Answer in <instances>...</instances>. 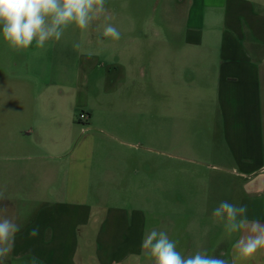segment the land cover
Here are the masks:
<instances>
[{
    "label": "crops",
    "instance_id": "obj_1",
    "mask_svg": "<svg viewBox=\"0 0 264 264\" xmlns=\"http://www.w3.org/2000/svg\"><path fill=\"white\" fill-rule=\"evenodd\" d=\"M159 7L164 18L155 20L157 24L152 21V28L186 29L181 67L186 72L201 70L207 77L213 66L211 90L215 91L220 132L209 134L204 148L175 145L170 113L165 117V151L141 148L117 133L100 131L111 147L103 155L97 153L95 140L88 141L90 128L74 142V149H59L55 154L64 164L45 167L42 181L65 182L66 188L62 186L61 195V186L54 185L48 192L51 199L16 234L11 256L19 264H152L141 248L143 235L152 228L166 231L184 255L212 251L210 242L191 244L187 223L179 229L174 219L204 217L211 196L212 209L218 206L221 182H233L234 198L241 186L248 218L264 224V0H155L153 9ZM159 42L182 43L169 34ZM166 61L172 65L169 57ZM126 76V70L119 73L118 83L125 84ZM64 135L68 139L73 133ZM156 137V132L150 133L151 140ZM147 152L164 158L160 179L156 158L148 157L143 171L140 161ZM192 174L196 176L190 181ZM158 204L164 208L161 216ZM35 227L39 235L30 237ZM205 237L210 238L208 233ZM238 238L239 234L227 246L231 264H264V252L241 260L233 249Z\"/></svg>",
    "mask_w": 264,
    "mask_h": 264
},
{
    "label": "rangeland",
    "instance_id": "obj_2",
    "mask_svg": "<svg viewBox=\"0 0 264 264\" xmlns=\"http://www.w3.org/2000/svg\"><path fill=\"white\" fill-rule=\"evenodd\" d=\"M154 2L106 0L105 17L95 20L83 32L70 27L59 42L49 41L43 49L33 44L27 50L13 51L0 39V192L3 193L0 209H4L3 215L15 219L20 230L41 205L51 199L48 192L54 185H60L63 194L66 183L42 181L43 171L45 167L57 165L58 168L64 164L63 160L54 158L55 154L59 149H74V142L84 138L83 133L90 128L92 138L88 141L95 140L97 153L103 155L111 147L100 131L117 133L127 143L141 148L165 151V117L170 113L175 145L200 144L204 148L210 141L209 134L220 132L221 121L215 114V91L211 90L213 66L209 67L208 79L201 75V70L186 72L181 67L185 48L182 37L186 29L165 25L152 28V21L157 24L155 20H162L165 14L160 7L153 9ZM106 24L119 29L120 40L102 36ZM167 34L182 43L159 42ZM75 42H79V49L73 48ZM173 57L179 66L173 62ZM124 70L126 83H118L117 75ZM154 132L157 137L151 140L150 133ZM65 133H73V136L67 139ZM56 142L61 145L56 147ZM126 153L129 156V151ZM148 157L156 158L160 179L164 158L143 153L140 161L143 171ZM195 176L192 174L190 181ZM222 180H227L226 175L222 174ZM231 184L233 188V182H221L222 201L243 204L246 199L241 186L237 189L238 197L234 198ZM210 190L213 192L214 183ZM212 198L205 203L209 210L204 217L174 219L175 225L181 229L187 223L191 244L210 242L213 250H208L207 254L228 259L231 264L227 246L237 234L229 237L223 225L212 217ZM157 210L161 216L162 204H158ZM206 233L210 238L205 237ZM19 263L11 254L4 261V264Z\"/></svg>",
    "mask_w": 264,
    "mask_h": 264
},
{
    "label": "clouds",
    "instance_id": "obj_3",
    "mask_svg": "<svg viewBox=\"0 0 264 264\" xmlns=\"http://www.w3.org/2000/svg\"><path fill=\"white\" fill-rule=\"evenodd\" d=\"M105 5L106 0H0V36L13 51L27 50L33 44L43 49L49 41L59 42L70 27L81 32L89 29L95 20L105 17ZM102 36L118 41L121 32L106 24ZM73 48L79 49V42L73 43ZM3 212L0 209V264L14 250L15 237L20 231L15 219ZM211 215L223 225L229 237L239 234L233 249L241 260L248 261L264 252V224L248 218L247 204L224 200ZM38 235V227L29 232L30 237ZM177 244L166 231L156 228L147 231L141 240V248L146 250L152 264H229L228 259L208 255L206 251L184 255L178 251Z\"/></svg>",
    "mask_w": 264,
    "mask_h": 264
}]
</instances>
